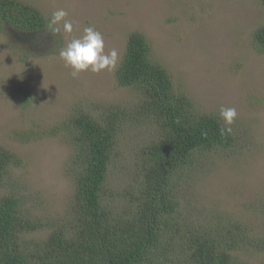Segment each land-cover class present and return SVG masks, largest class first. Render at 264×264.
Wrapping results in <instances>:
<instances>
[{
    "label": "rangeland",
    "instance_id": "1",
    "mask_svg": "<svg viewBox=\"0 0 264 264\" xmlns=\"http://www.w3.org/2000/svg\"><path fill=\"white\" fill-rule=\"evenodd\" d=\"M17 1L46 20V28L32 41L0 25V147L16 158V164L8 165L0 199H18L21 214L44 225L25 239H44L70 217L74 183L68 171L75 153L70 122L79 113L98 117L113 109L123 112L103 195L117 212L130 214L136 208L145 167L141 149L159 131L153 118L135 113V90L116 81L129 36L136 33L170 77L174 93L187 98L197 113L220 119L221 107L237 111L232 145L204 153L195 169L172 177L179 201L175 229L184 223L192 229L211 225L219 216L236 222L246 229L249 242H238L232 260L264 264V53L252 38L264 24L262 0ZM58 8L73 22L71 36L47 29ZM85 27L102 34L105 53L117 50L114 71L73 77L64 66L59 52ZM12 86L24 88L23 106L13 101ZM170 227L160 238L166 248L156 244L148 264H188L184 253L175 250L177 242L169 239Z\"/></svg>",
    "mask_w": 264,
    "mask_h": 264
},
{
    "label": "trees",
    "instance_id": "2",
    "mask_svg": "<svg viewBox=\"0 0 264 264\" xmlns=\"http://www.w3.org/2000/svg\"><path fill=\"white\" fill-rule=\"evenodd\" d=\"M2 24L34 39L35 33L46 28L42 14L17 0H0ZM252 38L264 53V24ZM116 81L135 90L139 97L135 113L153 118L159 129L151 145L141 149L145 167L136 208L130 214L117 212L103 195L123 112L113 109L98 117L79 113L70 122L69 139L75 152L68 171L74 183L70 217L62 226H53L44 239L26 240L43 223L22 215L18 199H0V264H148L156 244L166 248L160 238L169 226V239L177 242L175 250L184 253L188 264H239L231 253L238 242L249 241L246 229L236 222L219 216L210 220L211 225L192 229L184 223L175 229L179 201L171 187L172 177L195 169V161L204 153L232 145L231 134H219L223 121L200 115L187 98L174 93L170 77L150 58L145 38L136 33L129 36ZM11 92L17 104L26 103L22 86H12ZM9 164H16V158L0 147V188ZM164 218L168 220L162 225Z\"/></svg>",
    "mask_w": 264,
    "mask_h": 264
},
{
    "label": "clouds",
    "instance_id": "3",
    "mask_svg": "<svg viewBox=\"0 0 264 264\" xmlns=\"http://www.w3.org/2000/svg\"><path fill=\"white\" fill-rule=\"evenodd\" d=\"M67 17L68 12L58 8L48 19L47 29L52 34L63 32L65 36H71L74 30L73 22ZM59 57L64 66L71 69L73 77L85 71L92 73H100L104 70L114 71L120 58L116 49L105 53L103 36L94 27H85L81 36L69 39L66 47L59 52ZM219 116L223 121L219 134L222 137L232 134V125L237 118L236 109L221 107Z\"/></svg>",
    "mask_w": 264,
    "mask_h": 264
}]
</instances>
